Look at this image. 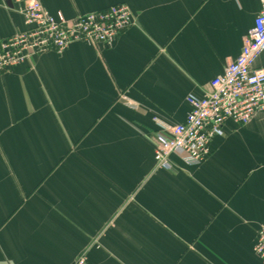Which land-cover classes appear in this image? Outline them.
Instances as JSON below:
<instances>
[{"label": "crops", "instance_id": "crops-1", "mask_svg": "<svg viewBox=\"0 0 264 264\" xmlns=\"http://www.w3.org/2000/svg\"><path fill=\"white\" fill-rule=\"evenodd\" d=\"M37 1L137 22L0 71V264H263L264 114L227 122L198 166L158 168L149 139L237 60L259 0ZM20 8L0 0V42L27 29Z\"/></svg>", "mask_w": 264, "mask_h": 264}, {"label": "built area", "instance_id": "built-area-1", "mask_svg": "<svg viewBox=\"0 0 264 264\" xmlns=\"http://www.w3.org/2000/svg\"><path fill=\"white\" fill-rule=\"evenodd\" d=\"M21 6L26 30L0 42V71L9 72L33 57L62 53L72 44L85 42L111 47L133 27L136 16L126 4L79 15L69 22L62 12L52 14L37 0H15ZM253 30L244 41L242 53L215 78L203 98L189 96L191 107L184 123L170 124L155 119L149 137L156 166L172 170L177 156L186 166H198L210 155L214 139L224 136L227 122L247 125L257 114H264V66L255 64L264 55V0ZM131 105V104H130ZM255 253L264 264V224ZM78 264H86L81 259Z\"/></svg>", "mask_w": 264, "mask_h": 264}]
</instances>
